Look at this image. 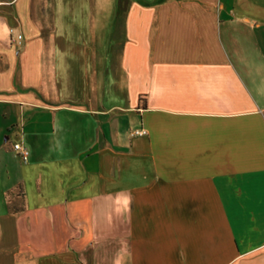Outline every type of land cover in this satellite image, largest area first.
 Instances as JSON below:
<instances>
[{
	"label": "crops",
	"instance_id": "0c3cea01",
	"mask_svg": "<svg viewBox=\"0 0 264 264\" xmlns=\"http://www.w3.org/2000/svg\"><path fill=\"white\" fill-rule=\"evenodd\" d=\"M0 264H264V0H0Z\"/></svg>",
	"mask_w": 264,
	"mask_h": 264
},
{
	"label": "built area",
	"instance_id": "2783aa9c",
	"mask_svg": "<svg viewBox=\"0 0 264 264\" xmlns=\"http://www.w3.org/2000/svg\"><path fill=\"white\" fill-rule=\"evenodd\" d=\"M20 38L22 37V35L19 36ZM136 134H146L147 133V130L145 129H141V130H136L135 131ZM15 149L18 150L22 156V158L24 160H27L28 157H29V154H30V151L29 149L27 148L26 145L22 144V143H16L14 145Z\"/></svg>",
	"mask_w": 264,
	"mask_h": 264
},
{
	"label": "trees",
	"instance_id": "16d2710c",
	"mask_svg": "<svg viewBox=\"0 0 264 264\" xmlns=\"http://www.w3.org/2000/svg\"><path fill=\"white\" fill-rule=\"evenodd\" d=\"M163 0H156V2H162Z\"/></svg>",
	"mask_w": 264,
	"mask_h": 264
}]
</instances>
